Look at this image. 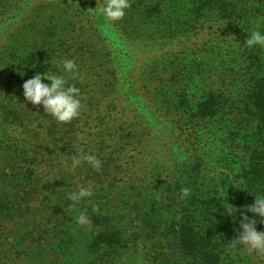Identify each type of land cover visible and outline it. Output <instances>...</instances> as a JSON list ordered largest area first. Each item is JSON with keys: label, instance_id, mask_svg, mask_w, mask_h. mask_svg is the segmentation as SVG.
<instances>
[{"label": "trees", "instance_id": "16d2710c", "mask_svg": "<svg viewBox=\"0 0 264 264\" xmlns=\"http://www.w3.org/2000/svg\"><path fill=\"white\" fill-rule=\"evenodd\" d=\"M38 1L0 0V264H125L142 256L140 252L149 240H156L158 248L167 249L163 237L183 254L187 264H264V257L233 248L231 243L238 235L245 206L253 204V196L264 194L262 81L253 76L254 81H250L243 101L238 104L234 102V96L221 88L209 87L214 86L209 80L217 68L209 59H187V54H180L143 63L140 80L149 81L156 89L146 99L148 103L154 101L159 109L186 118L182 128L194 138L204 129L199 126L201 123L212 127L208 131L215 133V138L200 154L195 152L186 161L178 159L165 178L157 171H152L151 176L142 171L139 178L146 180L139 183L133 166L129 164L126 168L108 159L111 151L107 152V159L99 158L103 169L92 175L99 178L102 187L99 189L94 185V195L73 208L66 193L76 191L78 182L87 183L85 181L90 177L88 173L80 179L70 171V162L63 163L64 156L70 158L68 152L75 149L73 138L78 134V118L64 124L44 112L41 105L30 111L34 105L24 99L22 89L24 81L38 72L53 71L51 60L44 53L56 51L64 44L67 38L65 25L70 23L63 7L72 5V0ZM202 1L129 0L130 7L121 20L129 24L128 10L131 9L138 12L133 18L136 24L162 21L167 23L162 33L170 37L168 40L178 38L181 33L184 37L185 31L178 30L179 27L183 28L189 22L198 24L204 19L206 6ZM220 3L225 6L220 9L219 16L229 19L227 23L240 18L235 29V34L240 35L237 38L239 45H245L250 34L241 17L253 23V30H264L258 20L262 16L257 14L259 10L251 12L242 0L235 6L224 0ZM28 25L32 26L30 37L21 31ZM93 28L96 33L89 34V46L101 50L100 41L106 44L102 31ZM123 32L129 35L134 31L124 28ZM155 34L159 33L155 31L150 37ZM134 37L139 38L140 43L134 45V50L123 46L124 50L120 51L124 54L123 59L113 55L114 48H120L114 47L113 43L107 44V52L102 54V60L112 62L115 58L122 63L124 70L119 79L124 89L138 81L133 77L127 79V70L138 75V60L149 52L147 40L150 37H140L139 33ZM240 51L238 47L237 55L243 57L245 52ZM214 56L221 57L213 54L211 58ZM221 59L222 65H227ZM197 73L208 80L209 86H205L204 94L196 98L182 82ZM82 95L83 107L102 101L108 103V97L101 92L95 95L96 98L92 95L87 98L85 92ZM132 98L140 104L145 100L139 95H132ZM140 104L133 106L134 109L141 110L143 116L151 120L152 111L147 104ZM112 110L116 109L112 107ZM234 111L239 119L233 117ZM90 112L81 110L82 114L90 115ZM96 113H100L98 108ZM121 116L122 112L117 119ZM106 117L105 114L95 116V119L105 121L104 129L110 116ZM114 120L112 116L110 122ZM215 122L217 125L212 124ZM118 131L119 128L109 131L108 137L115 138ZM228 131L232 141L226 149L220 147L219 140L220 133ZM97 134V145H101L104 142L102 130ZM91 135V132L86 133L87 137ZM139 136L142 138L143 135L139 133ZM236 144L242 149L240 155L234 152ZM105 148L110 146L105 145ZM184 164L186 169L182 168ZM128 169L131 171L129 179L124 176ZM210 171L214 174L208 175ZM184 187L190 189V195L181 199ZM94 206L97 211H93ZM81 211H86L90 225L76 223L75 217ZM246 214L251 217V213ZM260 222L264 223V220ZM256 229L264 230V224L257 222ZM164 253L154 259L159 260Z\"/></svg>", "mask_w": 264, "mask_h": 264}, {"label": "rangeland", "instance_id": "374dc122", "mask_svg": "<svg viewBox=\"0 0 264 264\" xmlns=\"http://www.w3.org/2000/svg\"><path fill=\"white\" fill-rule=\"evenodd\" d=\"M29 1L39 2L38 0ZM203 1L202 3L206 6V11L203 12L204 19L198 24L189 22V24H185L186 26L183 28L179 27L178 30L182 32L185 31L183 32L184 37H181V33L177 36L178 38L172 37L171 40H168L170 38L168 35L162 33L167 23L165 24L161 21L159 23L155 22L154 24L146 25L140 23L136 24L133 18L137 15L135 13L138 12H134L131 9L128 10L129 24L121 19L115 22L107 21L99 14V9L103 6L104 0H72V5H65L63 7V9L66 10L64 12L65 17L70 23L69 26L65 25L67 29V38L65 40L63 39L64 44L58 47L56 51H46L44 53L48 55L51 60L52 72L57 75H63L69 85H75L80 89L82 94L85 92L87 98L91 95L93 98H96L95 95L100 92L108 97L107 104H103L102 101L99 102L100 104L94 103L91 107L86 105L82 108L84 112H91L90 115L81 113L78 119L76 118V133L78 134L73 138L76 140L75 149H71L68 152L70 156L76 153L94 154L98 158L104 157V159H107V152L111 151V155H109L108 159H112L126 168H129V164L133 166L137 170L135 175L138 176L136 179L139 180L137 182L139 183L140 181L146 180L145 177L139 178L142 171L150 174V176L152 171H157L161 177L165 178L164 175L171 173L170 169H172L178 159L184 158L186 161V158L192 157L191 155L193 153L197 152L200 154L203 148L208 147L210 140H214L215 133H209L208 131L212 128L210 125L208 126V124H205V126H203V123H201L199 126L204 129L196 133V138H194L193 134H190L187 129L182 128L186 118L183 116H173L165 112V109H159L154 101L148 103L146 99H149L156 89L154 86H151L149 81L142 82L140 80V74L142 72V66L144 65L143 63H147L150 60L169 58L171 55L178 56L180 54H187V59L196 58L201 61V58H206L214 62L217 68L215 74L211 76L209 81L214 83L215 88L214 86H209L208 80L204 79L199 73L195 76H187L186 80L182 82V84H186L190 95L196 98L204 94L205 86H209L212 89L221 88L231 96H234L233 99L235 103L240 104L244 99V94L247 93V86L250 84V81H254V78H252L253 76H255L256 79H260L264 84V47L255 46L248 48L246 44L239 45L240 42L237 41V38L240 37V35L235 34V29H237L236 21H240V18L231 22V24L227 23L230 22L229 19H224L219 16L222 13L220 9L225 6L220 3L221 0H210V2L208 0ZM224 1L230 2L235 6L241 0ZM242 1H244L246 5L245 8L250 9L251 12L259 10L257 14H262V16L258 18V20H260L264 26V0ZM242 6L244 8V5ZM9 10H13V8ZM27 12H29V10H27ZM195 13L193 12L192 14L196 15ZM98 20H102V23H97ZM241 21L245 27H248L249 33L254 31L253 23L250 22L249 19L241 17ZM31 27V25H28L26 28L21 29V31L25 32L24 34L30 37L32 35ZM93 27L102 31V36L106 44L100 41L101 50L90 48V37L88 36L93 32L96 33ZM157 27L161 29H157ZM124 28L133 30V34L126 35L123 32ZM155 31L159 34H155L154 37L151 38L150 36ZM262 32H264V30ZM136 33H139L140 37H150L147 40L150 43L148 47L149 52L145 54L143 59L138 60V75H133L130 69L127 70V79L133 77L135 79L138 78V81L136 85H131L124 89L122 80L119 79V75H121L122 70H124L122 68V63L115 58L112 62H109V59L102 60V54H106L107 52L106 45L108 44L111 46L110 43H113L114 47L120 46V48H122H114L115 52L113 55L121 56L122 58L124 54L120 53V51H123L126 47L129 50H134V45L140 43L139 38L137 39L134 37ZM93 35L95 34H92V36ZM233 39L234 43H231ZM238 47L241 49L240 53L242 51L245 52L243 57L237 55ZM140 49H143V47ZM134 52L136 53L137 50ZM141 53L142 51L140 50V55ZM213 54L221 56L227 65H222L221 57L214 56L211 58ZM64 59H72L76 62L79 73L76 78H73L72 74L62 71L61 61ZM106 61L107 63H105ZM48 83L50 82L48 81ZM120 91L123 93H120ZM132 95H139L141 100L143 98L145 99L142 103H145V105L147 104L152 111L151 120L144 117L141 110H135L136 108L133 106L140 103L134 101ZM81 97H83V95ZM125 97L128 99L127 101H125ZM142 103L140 105H142ZM82 105H84V103H82ZM106 106L107 109H105ZM112 107L116 110H112ZM97 108L100 113H96ZM33 109H37V106H32L30 111ZM121 112L122 116L118 120L117 118ZM102 114H105V117L108 115L110 116L109 119H107L109 121L106 129H104L106 124L105 121L95 119V116ZM232 115L235 117L236 111H234ZM112 116L115 117V120L110 122ZM235 118L239 119L237 116ZM139 123L140 125H138ZM212 124L217 125L216 122ZM115 128H119V131L115 138L111 139L108 137V132ZM36 130L38 129L36 128ZM100 130H102L104 135V142L101 145H97V132ZM221 130L225 131L226 128H221ZM88 132H91L93 135L87 137L86 133ZM127 132L128 134H126ZM139 133L143 135L142 138L139 136ZM220 136V147L227 149V146L232 141L230 131L226 134L220 133ZM105 145L110 146V148L106 150ZM103 151H106V153L104 154ZM234 152L238 155L242 154V149L238 144L234 146ZM239 160L242 161V158ZM65 162L66 161L63 160L64 164ZM184 167L185 164L182 168ZM186 167L184 169H186ZM69 169L81 177L80 179H83L84 176L90 173V177L85 181L87 183L83 181L78 182V185L75 187L76 189L78 186L88 185H92L93 188L95 185L99 189L102 187L103 184L99 183V178L97 176L92 177L94 172H98L93 169L89 171L86 163H82L74 171L70 164ZM102 169L103 163L101 170ZM129 172L131 173L129 169L124 172V176L127 179L131 177ZM213 174L214 172L211 171L208 173V175ZM8 228H12V226H8ZM2 234L4 235L5 233ZM162 241L166 244L167 249H160L155 245L157 244L156 240H149L146 242V245H144V250L142 249L140 252L142 256L134 257V259L127 261L125 264H187V259L183 254L179 250L172 248L165 237L162 238ZM163 252L165 253L160 255L159 260L154 259L155 256Z\"/></svg>", "mask_w": 264, "mask_h": 264}, {"label": "clouds", "instance_id": "9594fccd", "mask_svg": "<svg viewBox=\"0 0 264 264\" xmlns=\"http://www.w3.org/2000/svg\"><path fill=\"white\" fill-rule=\"evenodd\" d=\"M130 7L129 0H104L103 6L99 9V14L109 22L122 19L125 10ZM248 48L255 46L264 47V32L254 30L245 41ZM62 71L72 74L76 78L78 66L72 59L61 61ZM43 80L50 83H44ZM23 96L32 105H42L44 112L50 115L59 123H70L78 118L82 110L81 91L75 85H69L63 75L56 73H37L22 84ZM76 153V152H75ZM65 157L66 162H70L74 171L82 163H86L91 169L99 172L102 168V161L94 154H75ZM94 195L92 185L78 186L76 191L66 193L67 201L75 208L82 200L91 198ZM190 195V189H181V199ZM251 205L245 206V211L241 212L238 235L231 241L233 248H242L249 254L264 257V230L257 231L256 224L264 220V194H257ZM98 209L94 206L93 211ZM227 210V209H226ZM227 212L232 215L230 210ZM237 212V209H236ZM235 212V213H236ZM246 213H251L249 217ZM76 223L80 226L90 225L91 220L86 211H81L75 217Z\"/></svg>", "mask_w": 264, "mask_h": 264}]
</instances>
